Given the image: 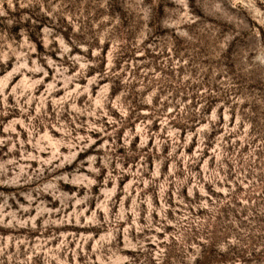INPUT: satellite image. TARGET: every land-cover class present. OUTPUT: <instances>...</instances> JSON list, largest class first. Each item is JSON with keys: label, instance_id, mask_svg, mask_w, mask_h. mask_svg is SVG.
I'll list each match as a JSON object with an SVG mask.
<instances>
[{"label": "rangeland", "instance_id": "1", "mask_svg": "<svg viewBox=\"0 0 264 264\" xmlns=\"http://www.w3.org/2000/svg\"><path fill=\"white\" fill-rule=\"evenodd\" d=\"M0 10V264H264V0Z\"/></svg>", "mask_w": 264, "mask_h": 264}, {"label": "clouds", "instance_id": "2", "mask_svg": "<svg viewBox=\"0 0 264 264\" xmlns=\"http://www.w3.org/2000/svg\"><path fill=\"white\" fill-rule=\"evenodd\" d=\"M9 2H10V0H9ZM0 15H4V12L2 10H0Z\"/></svg>", "mask_w": 264, "mask_h": 264}]
</instances>
